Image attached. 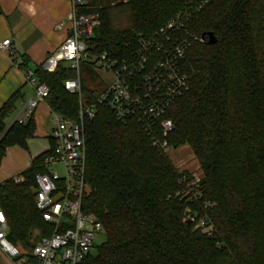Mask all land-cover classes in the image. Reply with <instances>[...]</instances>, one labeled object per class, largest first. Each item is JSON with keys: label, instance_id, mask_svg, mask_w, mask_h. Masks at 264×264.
Returning a JSON list of instances; mask_svg holds the SVG:
<instances>
[{"label": "trees", "instance_id": "1", "mask_svg": "<svg viewBox=\"0 0 264 264\" xmlns=\"http://www.w3.org/2000/svg\"><path fill=\"white\" fill-rule=\"evenodd\" d=\"M190 0H87L80 14L100 15L92 42L112 58H129L140 36L147 38ZM190 30L204 37L194 42L182 63L190 86L169 112L173 147L190 146L202 171V201L215 204L209 217L215 234L208 237L184 219L197 210L180 196V174L169 157L153 147L135 122L116 120L105 106L84 121L86 183L83 210L105 230V240L79 264H264V0H212L195 15ZM215 38L209 44L208 35ZM49 89L53 113L76 121L79 95L65 82L77 73L64 62L54 73L34 70ZM80 83L88 104L106 89L93 64L80 65ZM18 95L0 110V157L12 147L27 149L35 135L26 125L5 120ZM52 149L35 158L20 176L0 184V208L8 239L29 252L35 232L50 237L54 227L36 208L38 174L47 172Z\"/></svg>", "mask_w": 264, "mask_h": 264}, {"label": "built area", "instance_id": "2", "mask_svg": "<svg viewBox=\"0 0 264 264\" xmlns=\"http://www.w3.org/2000/svg\"><path fill=\"white\" fill-rule=\"evenodd\" d=\"M211 1H188L153 35L147 38L140 36L138 47L129 58L118 60L107 52L99 51L92 42L94 29L101 24L100 15L79 13L87 0H69L68 35L43 63V68L48 73H54L64 62L77 73L76 79L65 82V88L69 93L79 95L80 111L76 121L54 113L52 139L55 146L46 160L48 170L35 178L36 208L42 213L43 220L54 227V231L50 237L34 243L29 252H24L8 239L7 218L0 208V254L7 258V264H79L93 252L100 238L105 240L102 224L94 215L83 210V200L89 194L85 179L84 121L95 118L98 106L107 107L121 124L135 122L151 139L153 147L169 157L180 174L181 190L178 194L199 207L197 210L188 207L185 221L208 237L215 234L209 217L215 204L202 201V171L198 160L190 146L173 147L169 143L174 131L169 112L190 90L182 63L194 42L205 41L204 37L193 34L190 24ZM64 26L61 22L55 29L61 30ZM11 45V40L3 41L0 51L13 56ZM84 61L93 64L98 74L106 73L109 78L104 79L106 89L91 104H87L81 92L80 65ZM23 75L26 83L33 88L34 96L22 105L5 132L14 124H28L49 96L48 87L38 82L34 71L26 70ZM182 148L190 151L185 160L180 157ZM57 164L63 166L64 176L52 170ZM14 181L22 183L24 179L18 177Z\"/></svg>", "mask_w": 264, "mask_h": 264}, {"label": "crops", "instance_id": "3", "mask_svg": "<svg viewBox=\"0 0 264 264\" xmlns=\"http://www.w3.org/2000/svg\"><path fill=\"white\" fill-rule=\"evenodd\" d=\"M70 11L69 0H0V44L11 40L13 52V56H9L0 51V110L10 98L18 95L14 109L8 116H11V119L22 105L34 96V90L26 83L23 72L34 71L43 66L63 43L68 35ZM61 22L65 26L56 30L55 26ZM33 119L36 131L34 137L28 141L27 149L9 148L5 157L1 158L0 184L21 177L35 158L52 149L54 113L46 102L39 106ZM49 121L53 124L50 128ZM22 150L24 152H21ZM10 151L15 154L16 166L19 168L16 175H10V165L7 162L2 167ZM0 255L8 263L7 258Z\"/></svg>", "mask_w": 264, "mask_h": 264}, {"label": "rangeland", "instance_id": "4", "mask_svg": "<svg viewBox=\"0 0 264 264\" xmlns=\"http://www.w3.org/2000/svg\"><path fill=\"white\" fill-rule=\"evenodd\" d=\"M98 77L103 82V84H105L104 83L105 82L104 79L105 80H109L108 75H106V73H100V74H98ZM84 100L86 101V96H84ZM11 122H12V119H11V116H10L5 121L6 126L10 125ZM52 125H53L52 122L49 121L48 128H50V126H52ZM21 152H24V151L22 150ZM189 153H190V151L182 148V152H181V156L180 157H182V159L185 160ZM6 162L10 165V167H9V170H10L9 173H11L10 175H12V174L13 175H16L18 173V171H19L18 170L19 168L17 169V166H16V158H15V154L13 153V151L12 152L10 151V154H8L6 156V158L4 159V162L2 164V167H3L4 164H6ZM195 169H196V167H195ZM52 170L58 172V174L60 176H64V168H63L62 165L57 164L54 167H52ZM195 172H197V171L195 170ZM0 179H1V176H0ZM39 240H40V233L38 231H36L35 232V236L33 238L32 244L34 245V243H36ZM103 240H104V237L100 238L97 241V244L96 245L101 244ZM17 247H19V249H21L22 251L27 252V250H25L24 248H22L20 245L19 246L17 245ZM0 264H7L6 261H5V259L1 255H0Z\"/></svg>", "mask_w": 264, "mask_h": 264}, {"label": "water", "instance_id": "5", "mask_svg": "<svg viewBox=\"0 0 264 264\" xmlns=\"http://www.w3.org/2000/svg\"><path fill=\"white\" fill-rule=\"evenodd\" d=\"M208 38H209V41H208L209 44L212 45V44L215 43L216 40H215V38H214V36L212 34H209Z\"/></svg>", "mask_w": 264, "mask_h": 264}]
</instances>
